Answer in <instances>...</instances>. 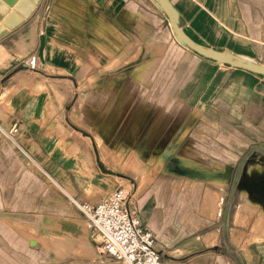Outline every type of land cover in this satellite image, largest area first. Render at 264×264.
<instances>
[{"label":"crops","instance_id":"0c3cea01","mask_svg":"<svg viewBox=\"0 0 264 264\" xmlns=\"http://www.w3.org/2000/svg\"><path fill=\"white\" fill-rule=\"evenodd\" d=\"M169 2L190 39L264 66V0ZM32 55L36 72L26 65ZM52 93L64 99L54 116ZM0 127L28 147L53 137L55 151L68 154L69 168L60 157L53 174L71 203L97 202L124 187L134 192L137 215V161L169 154L218 170L185 154L201 153L203 144L220 159L264 155V75L184 46L156 0H41L0 38ZM251 168L264 175V165ZM229 170L234 185L237 172ZM130 174L129 187L109 178ZM154 191L139 217L154 232L163 264H264V223L255 215L247 213L239 229L238 215L223 214L224 198L215 205L213 196L204 215L192 210L196 200L180 213L179 203L163 211ZM84 220L85 250L95 261L86 264H124L103 253Z\"/></svg>","mask_w":264,"mask_h":264},{"label":"rangeland","instance_id":"374dc122","mask_svg":"<svg viewBox=\"0 0 264 264\" xmlns=\"http://www.w3.org/2000/svg\"><path fill=\"white\" fill-rule=\"evenodd\" d=\"M47 99L53 116L55 109H63L64 99L54 97L53 93ZM57 102L60 106H53ZM0 135V264L94 263V257L85 250L88 225L68 199L67 186L53 174L54 163H59L60 157L69 168L68 154L60 156L55 151L53 137L28 147L12 136L7 127H0ZM202 146L201 153L190 151L185 154L207 169L236 170L234 185L233 180L219 185L217 182L164 174L163 168L168 163L162 158L154 157L143 164L137 161V215L142 218L146 213L150 195L155 189L156 206H161L163 211L173 204L177 207L179 203L177 213H180L185 202L196 200L192 210L204 215L205 201L213 196L215 205L224 198L223 214L238 215L239 229L247 213L264 223V206L261 209L251 202H256L252 198L249 201L247 190L241 184L243 180L264 178L251 168L253 164L264 165V155L242 161L226 157L220 159L213 156L210 145ZM39 148L42 151H38ZM109 178L111 182L117 180L129 187L134 176L118 178L110 175ZM130 194L132 200L134 192L130 191Z\"/></svg>","mask_w":264,"mask_h":264},{"label":"built area","instance_id":"2783aa9c","mask_svg":"<svg viewBox=\"0 0 264 264\" xmlns=\"http://www.w3.org/2000/svg\"><path fill=\"white\" fill-rule=\"evenodd\" d=\"M28 69L36 72L37 56L26 60ZM76 209L88 221L93 239L104 254L124 264H163L157 249V238L130 209V195L120 187L97 202H80L71 198Z\"/></svg>","mask_w":264,"mask_h":264},{"label":"water","instance_id":"95a60500","mask_svg":"<svg viewBox=\"0 0 264 264\" xmlns=\"http://www.w3.org/2000/svg\"><path fill=\"white\" fill-rule=\"evenodd\" d=\"M156 1L167 16L175 35L184 46L200 56L220 64L264 75V66L252 63L229 52L206 47L190 39L178 24L169 0ZM40 2L41 0H0V38L25 23L34 14ZM162 159L165 163H168L165 168L166 172L180 177L223 183L232 178V172L228 168L223 171L197 169L191 167L192 162L187 160L185 162L178 156L170 158L169 154H164Z\"/></svg>","mask_w":264,"mask_h":264},{"label":"flooded vegetation","instance_id":"af4514ba","mask_svg":"<svg viewBox=\"0 0 264 264\" xmlns=\"http://www.w3.org/2000/svg\"><path fill=\"white\" fill-rule=\"evenodd\" d=\"M241 184L254 201L264 205V178L260 180H243Z\"/></svg>","mask_w":264,"mask_h":264}]
</instances>
